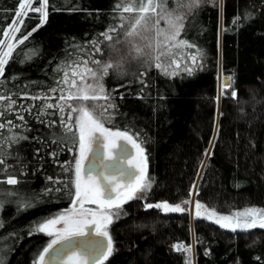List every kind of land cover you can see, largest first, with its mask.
Returning <instances> with one entry per match:
<instances>
[{"label":"trees","instance_id":"trees-1","mask_svg":"<svg viewBox=\"0 0 264 264\" xmlns=\"http://www.w3.org/2000/svg\"><path fill=\"white\" fill-rule=\"evenodd\" d=\"M20 2L0 0V38ZM117 2L48 0L47 21L37 28L40 14H28L17 34L19 38L37 28L6 65L4 91L17 94L13 99L28 129L21 127L15 133L29 139L11 146L6 143L3 149V264H34L48 244L35 226L69 208L75 195L73 172L64 170L72 168L76 156L75 149L68 151L74 147L71 134L66 136L60 127L59 111L48 109L47 114L37 115L41 105L56 101L20 99L19 94L59 96L49 91L62 78L56 69L85 56L93 48L91 41L100 40L101 33L120 22L114 11ZM186 17L180 39L195 47L173 51L203 53L191 75H164L155 68L140 77L144 69L138 68L130 77L104 81L108 89L117 88L109 127L139 134L152 185L143 199L122 206L109 225L113 253L104 264H185L189 260L190 264H264V228L228 231L203 215L196 217V209L192 219L189 203H183L190 200L196 185L195 205L199 202L218 215L264 210V0H222L221 11L212 1L203 0ZM218 71L231 80L223 95L218 91ZM33 104L37 107L31 113L19 109ZM5 118L24 124L13 114ZM51 121L57 122L55 128L47 126ZM13 134L3 132L4 137ZM54 138L66 140L67 147L53 144ZM9 176L19 183H4ZM48 188L59 191L45 194ZM22 202L32 206L20 209ZM162 202L181 204L186 210L166 213L145 207ZM176 244H193V259L191 252L174 250Z\"/></svg>","mask_w":264,"mask_h":264},{"label":"snow or ice","instance_id":"snow-or-ice-1","mask_svg":"<svg viewBox=\"0 0 264 264\" xmlns=\"http://www.w3.org/2000/svg\"><path fill=\"white\" fill-rule=\"evenodd\" d=\"M32 2L33 0H21L12 23L2 30L3 38H0V165H6V154L3 151L6 143L11 146L29 139L25 135L15 133V130L21 127H24L25 130L28 129L24 115L17 110V101L13 99V96L17 94L5 93L4 88L7 82V77L5 76L6 65L13 58L17 46L23 45L32 33L37 31V28L47 21L48 0H39L38 7H32ZM199 5L200 0H188L187 4L178 0V7H187L189 11L199 7ZM29 10L40 13V25L27 34L20 35L18 38L17 34L22 32V27L25 25L24 18L28 16ZM114 11L119 14L118 19L120 22L117 25L110 26L105 32L100 34L103 37V41L93 40L90 42L94 51L88 54L86 58L80 57L56 69L58 73H62V78L56 81L57 87L50 88L49 91L52 93L59 92V96L19 94L20 99L33 101L55 100V103H44L41 105V111L37 115L47 114L46 110L48 109L59 111L61 113L59 125L66 136L69 133L71 134L74 146L68 148V151L72 152L74 149L78 151V155L74 156L72 168H64L65 171L73 172L74 178L71 180V184L75 188V195L72 201L73 208L35 226V232L54 238L38 254L34 264H52V261L55 260H59L61 264H104V261L113 253L112 238L107 231L108 225L113 222L114 216H119V210L122 209L123 204L129 200L143 198L142 195L138 196L137 193H146L151 188V184L146 177L147 158L142 143L139 141V134L131 132L130 129H113L106 126L114 120L115 113L109 110L116 109V105L112 102L114 98L106 90L103 81L113 71H118L122 66V62L113 63L110 60H101L95 57L97 54L104 56L105 53L101 44L104 41H113L114 37L111 33L124 29L126 25L128 27L124 35L130 38L129 42L132 44L136 57L150 54L154 67L159 69L164 75L175 74L168 71L172 65H175L176 68L180 67L179 61L175 58L174 49H190L195 46L184 39H180L181 32L185 27L184 21L187 17L186 14L171 8L169 0H118ZM161 21H164L167 28L159 26ZM145 33L154 34L150 42L145 45L149 52H145L144 48L139 47L132 39L149 40ZM116 43H119V41L117 40ZM108 46L114 47L111 43ZM202 55L203 53L200 51H197L196 54H191L189 58L192 65H185L184 71L191 75L198 65V57H202ZM163 58H170L167 65H165ZM92 65L96 67H92ZM145 75L146 72L139 73L140 77ZM139 82L145 87L148 86L143 79H140ZM229 83L230 78H226L222 84L221 95L227 90ZM231 96L235 99L237 93L233 91ZM72 101H78L79 103H71ZM88 101H92L93 104L89 105ZM99 101H104V103H98ZM35 107H37L35 104L29 106L19 105V109L29 113ZM66 109H69V111L65 118ZM97 109H99V113H97ZM6 114L15 115V119L24 122V124H15L13 120L6 119ZM40 122L45 123L42 120ZM56 125V121L47 123L50 128H55ZM4 131L14 134L4 137ZM52 143L67 147L66 140L61 143L54 138ZM128 145L135 149L136 156L130 155ZM101 148L103 149V155L97 158L95 154ZM114 149L118 150L119 155H114ZM56 155L55 152L52 153L54 158ZM105 159L108 161L115 160V166L111 171L104 164ZM132 169H135V172L131 171ZM0 170L6 171V167ZM49 179L51 180V177ZM3 182L12 186L19 183L13 176H9ZM56 183H59V181H56ZM51 191H59V189L48 188L45 190V194ZM113 192H115V196L112 195ZM183 203L188 204L189 201L185 200ZM77 204L79 209L76 208ZM85 204H94L96 209L85 208ZM31 206V203L22 202L18 207L23 209ZM3 207L4 202L0 201V210ZM145 207L162 209L166 213L184 212L186 210L181 204L170 205L167 202L146 204ZM195 207L197 210L196 217L203 215L204 218L218 223L221 228H228L233 232L237 231V229L264 228V210L248 208L243 212L233 213L232 216H223L218 215L215 210L204 208L199 202L196 203ZM201 209H203V213ZM240 217H250L251 219L241 222ZM57 225H62V227L57 228ZM0 227H3L2 221H0ZM93 232L96 236L103 237L107 241L106 247L97 242L89 241L86 254L75 251L69 246L55 249V246L62 244L63 241L70 240L73 237L90 236ZM54 249L55 253L52 261L46 260V257ZM173 249L191 252V247H186L183 244L173 245ZM0 264H3L2 259H0ZM185 264H190V260L186 261Z\"/></svg>","mask_w":264,"mask_h":264},{"label":"rangeland","instance_id":"rangeland-1","mask_svg":"<svg viewBox=\"0 0 264 264\" xmlns=\"http://www.w3.org/2000/svg\"><path fill=\"white\" fill-rule=\"evenodd\" d=\"M203 0H200V4L202 3ZM205 1V0H204ZM208 1H212V3L218 5L219 7V11H221V5H222V0H208ZM181 2L187 4L188 3V0H181ZM39 6V0H33L32 2V7H38ZM169 6L173 9H177L179 12L181 13H188L189 12V9L187 7H183V8H179L178 7V0H169ZM188 11V12H187ZM31 13H37V12H33V11H28V14H31ZM40 14V13H39ZM127 15V14H125ZM161 28H167V25L164 23V21H161L160 22V25H159ZM127 25L125 26L124 29H119L117 32L115 33H111V35H113L114 37V40L111 41V42H108V41H104L102 44H101V47L104 49V56H100V55H96V59H101V60H110L112 61L113 63H121L122 62V66L121 68L118 70V71H113L108 77H110V79L114 80V78H118V77H127V76H131L132 73H133V70L134 69H138V68H141V69H144V72L148 73V71L150 69H155L154 65L152 64V61L150 59V54L148 56H141V57H136V53L135 51L133 50L132 48V44L129 42V39L128 37H126L124 35L126 29H127ZM145 35H147L149 37V40H142L140 38H132L134 40V42L141 48H144L145 52H149V50L145 47V45L147 43L150 42L151 40V37L154 35L153 33H145ZM3 38V36H2ZM101 41H103V37H101L100 39ZM119 41V43H116V41ZM113 44L114 47H109L108 45L109 44ZM182 49V48H181ZM94 51L93 48H91V50L89 52H87L85 54V56H81V57H87L88 54L92 53ZM176 53V52H175ZM191 54L189 53H185L182 54V51L181 52H178V55L175 56V58L179 61L180 63V67L179 68H176L175 65H172V67H170L168 69V71L170 73L174 72L175 74L177 73H180V72H185L184 71V67L185 65H188V66H191L192 65V62H191V59L189 58ZM183 56V58H181ZM80 58V57H79ZM79 58H76V59H79ZM75 59V60H76ZM164 59V63L165 65H167L169 63V59L170 58H163ZM145 61H147V63H145ZM137 66V67H136ZM92 67H96L95 65H92ZM199 67V60H198V65L196 66V68ZM127 70H121V69H126ZM159 70V69H158ZM161 72V71H160ZM219 74H218V91H219V94L221 93V89H222V75L220 73V71H218ZM118 74V75H117ZM114 78H113V77ZM106 77L105 80L108 78ZM104 80V81H105ZM103 81L104 83V86H105V82ZM106 90L108 92H110L111 94L114 93V90H116L117 88L114 87V88H107L105 86ZM72 103H79L78 101H72ZM89 105L93 104L92 101H88L87 102ZM98 103H104V101H99ZM111 112V109L109 110ZM97 113H99V109H97ZM107 127H109V124L106 125ZM110 128V127H109ZM75 155H78V151L76 150V153ZM149 182V181H148ZM150 183V182H149ZM151 184V183H150ZM149 192V190L146 192V193H137V195H142L143 198L147 195V193ZM195 193H196V185L194 187V189L192 190V194H191V198L189 200V213H190V216L192 219H194L195 217V200H194V196H195ZM141 198V199H143ZM135 200V199H133ZM133 200H129L128 202L130 201H133ZM126 204V203H125ZM124 205V204H123ZM85 208H90V209H96V205L94 204H85L84 205ZM73 208V204L59 212L57 215H53L51 218H54L56 216H58L59 214L61 213H65V212H68L70 211L71 209ZM76 208L79 209V205L77 204L76 205ZM246 209H242L240 211H237V212H243L245 211ZM237 212H232L230 215L228 216H232L233 213H237ZM203 213V212H202ZM116 218V216L113 217V220ZM50 219V218H49ZM241 220V222H243L244 220L246 219H251L250 217H240L239 218ZM219 227L220 225L218 223H216ZM57 227V226H56ZM256 228V227H255ZM225 230H230L228 228H223ZM109 230V225H108V228H107V231ZM231 231V230H230ZM43 234V233H42ZM45 235V234H44ZM47 237V242L49 243L51 241V239H53L54 237ZM193 244L191 246V256H192V259H193V255H194V251H193Z\"/></svg>","mask_w":264,"mask_h":264},{"label":"water","instance_id":"water-1","mask_svg":"<svg viewBox=\"0 0 264 264\" xmlns=\"http://www.w3.org/2000/svg\"><path fill=\"white\" fill-rule=\"evenodd\" d=\"M226 78H230V77L229 76H223L222 77V84L225 82ZM230 83H231V80H230ZM230 83H229V86H230ZM113 151H114V155H119L118 150L114 149ZM128 152L130 153L131 156H133V157L136 156L135 149H132L131 145H128ZM102 155H103V149L102 148L98 149L95 156L98 158V157H101ZM104 164L107 165L108 170L111 171L113 169V167L115 166V160L108 161L105 159ZM125 167H126V165H125ZM131 171L135 172V169H132ZM133 182H134V177H133ZM112 195L115 196V192H113ZM60 227H62V225H57V228H60ZM86 231H88V230L86 229ZM89 241L97 242L98 244L104 245L105 247L107 245V241L103 237L96 236L93 232V234L90 236L73 237L70 240L63 241L62 244L56 245L55 249H59L63 246H69L75 251L82 252V253L86 254L88 251L87 244ZM55 249L53 250V252L49 253V255L46 257V260L52 261V257L55 253ZM52 264H61V262L59 260H55V261H52Z\"/></svg>","mask_w":264,"mask_h":264},{"label":"flooded vegetation","instance_id":"flooded-vegetation-1","mask_svg":"<svg viewBox=\"0 0 264 264\" xmlns=\"http://www.w3.org/2000/svg\"><path fill=\"white\" fill-rule=\"evenodd\" d=\"M145 156H146V155H145ZM146 163H147V160H146ZM147 171H148V164H147ZM147 171H146V177H147V173H148ZM147 179H148V177H147ZM148 181L150 182L149 179H148ZM150 183H151V182H150ZM151 187H152V185H151ZM150 189H151V188H150ZM138 200H140V199H135V200H133V201H138ZM133 201H130V202H133ZM130 202H127L126 204H128V203H130ZM126 204H124V205H126ZM124 205H123V206H124Z\"/></svg>","mask_w":264,"mask_h":264}]
</instances>
